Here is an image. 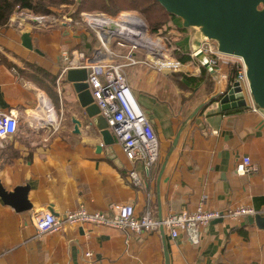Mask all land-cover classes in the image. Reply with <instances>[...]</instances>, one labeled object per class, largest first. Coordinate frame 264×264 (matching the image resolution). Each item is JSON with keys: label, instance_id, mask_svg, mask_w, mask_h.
I'll return each mask as SVG.
<instances>
[{"label": "crops", "instance_id": "crops-1", "mask_svg": "<svg viewBox=\"0 0 264 264\" xmlns=\"http://www.w3.org/2000/svg\"><path fill=\"white\" fill-rule=\"evenodd\" d=\"M74 9L52 8L48 15L59 19L42 28L19 18L31 12L16 7L0 28V112L18 116L17 132L0 140V184L7 192L27 188L31 207L19 211L0 198V264H264V229L249 224L248 216L199 227L197 244L182 230L171 238L166 232L136 235L94 224L38 236L34 215L61 219L80 206L108 213L111 204H132L137 216L150 210L157 218L197 207L252 208L264 216V117L251 101L245 108L220 109L230 84L228 66L212 73L191 59L178 62L177 72L148 62L124 68L158 141V159L146 172L142 161L125 157L113 135L114 143L103 145L61 74L67 65L62 52L93 62L100 49L95 34L71 15ZM165 31L177 40L172 56L191 57L203 39L179 18ZM25 32L32 50L22 46ZM133 55L146 59L143 51ZM42 96L51 104L55 127L47 125ZM73 118L80 121L79 133ZM244 157L256 167L254 174H237Z\"/></svg>", "mask_w": 264, "mask_h": 264}, {"label": "built area", "instance_id": "built-area-1", "mask_svg": "<svg viewBox=\"0 0 264 264\" xmlns=\"http://www.w3.org/2000/svg\"><path fill=\"white\" fill-rule=\"evenodd\" d=\"M18 17L31 20L36 26L42 28L56 24L59 19L55 15H35L28 12L19 13ZM96 17L99 18L94 21ZM79 24L95 34L100 49L97 51L93 62L88 61L81 54L79 59L74 61L69 58L67 52H62L61 58L67 65L61 74L64 75L71 68H85L87 70L86 82L93 102L105 118L109 131L117 140L125 157L129 161H142L146 172H149L151 166L158 159V141L149 120L127 82L124 68L148 63L155 66L147 58L148 51L143 42L147 35L153 37L145 22L131 13H120L116 17L99 13H81ZM112 43H115L119 48L118 51L109 48ZM121 50L124 53H121ZM135 51L145 52L146 59L144 61L136 59L133 55ZM199 53L200 58H197ZM191 58L197 60L208 72L214 71L221 65L228 66L233 74L232 82H238L242 90L249 93L245 66L242 60L221 54L214 41L204 39L198 50L191 53ZM177 64L179 65L178 62ZM40 101L41 109L45 115H48L46 117L47 125L55 127V118H50L54 115L51 113L53 112L51 104L44 96L40 98ZM36 120L46 124L44 117H38ZM17 129L18 116L0 112V140L11 137L17 132ZM256 171V167L251 164L248 157L242 158V161L236 165V172L239 175L254 174ZM130 178L137 182L134 172L130 173ZM256 214L262 215V212L252 208H239L224 212L197 207L191 212L184 210L157 218L153 216L150 210L141 216H137L132 204L115 203L109 206L108 213L89 212L84 206H80L61 219L56 218L51 213H39L33 216V223L38 236L59 232L65 226L94 224L127 230L136 235L166 232L171 238H176L179 230H182L192 244H197L199 227L206 226L218 219L235 220ZM85 256L90 257L92 254L88 252Z\"/></svg>", "mask_w": 264, "mask_h": 264}, {"label": "water", "instance_id": "water-1", "mask_svg": "<svg viewBox=\"0 0 264 264\" xmlns=\"http://www.w3.org/2000/svg\"><path fill=\"white\" fill-rule=\"evenodd\" d=\"M156 1L166 12L179 18L183 28H197L202 34V41H214L221 54L242 60L250 94L234 81L221 96L220 109L224 111L230 108H245L251 101L264 117V0ZM21 42L24 48L33 49L28 32L22 34ZM200 44L192 52L198 50ZM196 57L200 58V53ZM65 78L71 84L77 104L85 117L92 121L90 125L99 131L103 145H112L114 138L105 118L93 102L86 82L87 70L71 68L67 70ZM72 123L74 133H79L80 121L73 118ZM26 194L27 188L17 187L12 192H7L0 184L2 201L19 211L31 208L27 203ZM247 222L264 229V216H248Z\"/></svg>", "mask_w": 264, "mask_h": 264}, {"label": "trees", "instance_id": "trees-1", "mask_svg": "<svg viewBox=\"0 0 264 264\" xmlns=\"http://www.w3.org/2000/svg\"><path fill=\"white\" fill-rule=\"evenodd\" d=\"M61 6H72L74 9L71 14L78 19L82 12L89 13H106L117 14L120 11L137 13L143 21L149 24V31L152 35L161 30L168 22L176 18L169 14L156 0H0V28L6 27L10 17L16 11V7L20 10H27L33 14L48 15L52 8ZM145 19V20H144ZM147 27H149L146 24ZM177 62L184 64L192 58L190 56H182L175 52ZM233 74L229 77L232 82Z\"/></svg>", "mask_w": 264, "mask_h": 264}, {"label": "bare ground", "instance_id": "bare-ground-1", "mask_svg": "<svg viewBox=\"0 0 264 264\" xmlns=\"http://www.w3.org/2000/svg\"><path fill=\"white\" fill-rule=\"evenodd\" d=\"M99 17L94 18V21H97ZM144 47L147 49V58L157 67L160 69H174L177 68L179 65L177 62H173L170 59L164 58L168 56L164 52V47L160 41V39H153L147 35L143 40ZM165 61V62H164ZM170 66H166V64Z\"/></svg>", "mask_w": 264, "mask_h": 264}, {"label": "rangeland", "instance_id": "rangeland-1", "mask_svg": "<svg viewBox=\"0 0 264 264\" xmlns=\"http://www.w3.org/2000/svg\"><path fill=\"white\" fill-rule=\"evenodd\" d=\"M62 13V12H61ZM82 13H86V14H95V13H89V12H82ZM97 13V12H96ZM120 13H130V12H127V11H120V12H118L117 14H106V13H99V14H105V15H108V16H112V17H116L118 14H120ZM81 14V13H80ZM80 14H79V17H78V19L80 20ZM131 14H134V15H137L138 17H140V15L139 14H137V13H131ZM142 19H143V17H141ZM145 20V19H144ZM169 23V22H168ZM168 23L166 24V26H164L163 28H161V30H159L157 33H156V35H152L151 33H150V31H149V29H151L150 28V26H149V24L147 23V21H146V24L149 26V27H147L148 28V31H149V33L151 34V36L154 38V39H160V41H161V43H162V45H163V47H164V52L166 53V54H168L169 56H166L167 58H169L171 61H172V63L173 62H176L177 61V59L175 60V58H174V56H172L173 55V47H175V42H177V40H175V37H173V36H171V35H169V34H167L166 35V29H167V25H168ZM85 27V26H84ZM195 41V39H193V42ZM167 46V47H166ZM109 48L111 49V50H114V51H118L119 50V48L115 45V43L113 44H111V45H109ZM173 58V59H172ZM165 62V61H164ZM167 66H170L168 63L166 64ZM180 68V66L176 69V68H174V69H171V72H177L176 70H178ZM163 70H169V69H163ZM177 74V73H176Z\"/></svg>", "mask_w": 264, "mask_h": 264}]
</instances>
